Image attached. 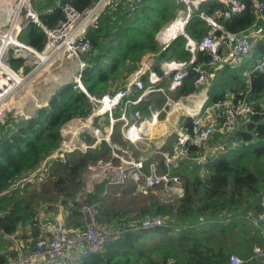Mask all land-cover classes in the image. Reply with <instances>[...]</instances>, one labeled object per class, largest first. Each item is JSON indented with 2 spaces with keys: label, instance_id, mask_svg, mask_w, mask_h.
<instances>
[{
  "label": "trees",
  "instance_id": "trees-1",
  "mask_svg": "<svg viewBox=\"0 0 264 264\" xmlns=\"http://www.w3.org/2000/svg\"><path fill=\"white\" fill-rule=\"evenodd\" d=\"M243 1L246 8L241 14L229 19L217 17L231 32H241L257 22L250 2ZM94 2L32 0V5L41 25L53 28L62 19L61 5L68 3L81 12ZM182 7L176 0H143L133 12L121 3L116 10L101 13L97 25L87 31L90 50L81 58L87 63L79 72L86 92L96 96L112 92L111 88H117L147 56L153 59L150 70L157 72L163 62L188 61L185 38L178 37L164 50L155 39L161 27ZM200 9L206 15H213L222 13L225 5L210 0ZM207 29L206 22L194 15L185 32L191 39L200 41ZM19 39L38 51L46 40L41 27L34 23L20 33ZM262 54L264 39L252 44L238 66L209 69L215 79L208 82L206 105L230 96L234 104L246 100L251 113L235 128L234 144L221 143L217 133L213 135L212 143L218 144L213 161L200 163L196 160L199 149L191 148L195 154L181 162L175 171L183 181L184 192L173 203H162L158 193L149 191L139 198L133 197L124 207L108 210L102 206L107 189L104 184H99L94 193L86 194L81 175L87 164L101 156L108 157L105 144L85 153L75 151L63 162L54 163L47 187L42 185L37 190L34 188L37 183H26L8 190L58 146L59 131L65 122L89 113V99L76 82L57 87L48 104L37 109L32 117L7 120L0 129V264H10L15 255L2 236L37 239L41 222L36 217L42 206L47 212L54 211L55 207L49 204L54 196L63 205L66 216L62 222L67 229L76 231L84 227L81 204L85 202L89 206L98 204V213L94 215L97 226L121 230L101 251L81 258L76 264H230L231 255L237 256L242 261L240 264H255L250 259L252 248L260 244L262 235L244 216L250 209L262 213L259 202L264 196V69H254L256 59ZM207 60L204 53L196 54L182 85L170 94L174 100L198 92L194 86L195 69L205 66ZM10 65L19 69L22 61L10 59ZM166 86L167 82H163L162 87ZM155 96L161 98L159 94ZM156 102L160 103L158 99ZM141 110L145 112V106ZM183 120L189 127L190 119ZM125 191L123 195L130 194L129 190ZM155 218L162 221V226L134 230L143 219ZM261 224L264 229V222ZM152 235L158 240L149 245L147 239Z\"/></svg>",
  "mask_w": 264,
  "mask_h": 264
},
{
  "label": "built area",
  "instance_id": "built-area-1",
  "mask_svg": "<svg viewBox=\"0 0 264 264\" xmlns=\"http://www.w3.org/2000/svg\"><path fill=\"white\" fill-rule=\"evenodd\" d=\"M142 1L95 0L91 7L81 12L65 3L60 6L61 21L57 26L48 28L41 25L32 0H0V9L10 8L8 27L4 24L0 31V129L9 119H28L33 114L31 108L21 109L25 98L21 91L28 78L41 70L34 71L35 69L47 66L59 53L69 58L88 53L90 42L87 31L89 27L97 25L101 13L106 10L114 11L121 3L126 4L129 12H133ZM176 1L183 7L155 37L162 50L178 37L185 38L189 60L163 62L157 72L150 70L148 60L151 56L146 57L140 67L118 88L101 96L88 94L80 82L78 73L75 82L89 99V113L83 118H72L62 125L58 146L41 161L35 171L23 176L22 181L34 178L33 182H43L50 177L54 162H63L70 153H85L99 143L106 142L108 157L87 164L83 171L85 193H93L91 191H94L93 186L96 184L117 186L130 182L133 189L141 191V194L161 189L167 196L166 199L173 201L172 198H181L184 192L181 177L174 169L184 160L192 158L195 154L191 151L192 147L199 149L196 160L205 164L208 159L210 162L214 160L216 145H209L213 134L217 133L219 139L234 144L232 135L236 122L251 113V106L246 100L234 104L231 97H224L206 105L205 94L199 97L190 94L187 99L191 106L185 107L183 104L179 105L180 101L173 100L170 94L182 85L183 79L188 75L187 67L195 62L198 52L208 57L205 66L195 69L197 75L194 86L198 90L206 83L209 69L238 66L247 56L252 44L264 39V1L248 0L257 22L238 33L227 30L217 21V17L221 15L229 19L241 14L246 8L243 0H219L224 3L225 10L213 15H206L200 9L203 3L210 0ZM194 15L202 18L208 26L200 41L191 39L185 32L186 25ZM33 23L41 27L46 38L41 51L19 39L20 33ZM10 59L21 60L22 66L14 69L10 65ZM84 62L78 59L80 71L87 66ZM26 67H29L28 71H24ZM254 69H264V54L255 61ZM163 82H167L166 87H162ZM154 94L162 96V106L152 118H141L138 106L143 102L147 103L149 97ZM147 109H151L150 105ZM176 110L181 112L183 119H190L189 127L182 119L173 127L174 137L171 144L167 142V136L170 134L155 140L152 151L156 157L152 156L153 159L135 157L131 147L138 140L153 138V128L158 123L157 116L162 113L169 116ZM118 125L121 146L110 141ZM17 183H20V179L11 188ZM260 205L264 208V197L261 198ZM81 211L87 215L89 224L86 223L84 215V227L76 231L67 229L62 221H54L41 223V234L34 242L31 239L22 240L13 235L7 236L10 248L15 252L10 264H76L81 258L101 251L107 242L121 233L118 227L97 226L91 208L84 203ZM244 218L258 226L262 221V213L257 214L255 210L250 209ZM36 220L40 222V216ZM162 224L159 218L143 219L134 230ZM259 230L262 240L253 247L252 260L255 264H264V229L259 227ZM229 263L240 264V260L231 256Z\"/></svg>",
  "mask_w": 264,
  "mask_h": 264
},
{
  "label": "rangeland",
  "instance_id": "rangeland-1",
  "mask_svg": "<svg viewBox=\"0 0 264 264\" xmlns=\"http://www.w3.org/2000/svg\"><path fill=\"white\" fill-rule=\"evenodd\" d=\"M9 10L10 8L9 7H6V8H1L0 10V14H1V18H0V31H2V29L4 28V24H6V28L8 27L7 25V19L9 17ZM180 11V8H178L176 11H175V15L176 13ZM174 15V17H175ZM173 17V18H174ZM169 23V22H168ZM165 25H163L161 27L160 30H162L164 28ZM90 28V27H89ZM88 28V30H89ZM156 39V38H155ZM87 54V53H85ZM85 54H79L78 57H72V58H69V57H64L62 56V53H59L55 59L51 60V63H48L47 66L43 67V68H37L35 69L34 71L38 70V69H41V70H38L37 72H33V76L32 77H29L27 82L25 83V85L23 86L22 88V91H21V94H23L25 96L24 98V101L23 103L21 104V109H25V108H31L33 110V114L31 115V117L35 114L36 110L39 109L40 107L42 106H45L48 104V100L50 98L51 95H53L57 89V87L59 88V86H62L63 84H66V83H74L75 82V78L77 77L78 75V70L80 71L78 65V59H81ZM86 56V55H85ZM144 60V59H143ZM142 60V61H143ZM153 59H149L148 61H152ZM257 60V59H256ZM82 61L84 62L85 60L82 59ZM85 63V62H84ZM32 66V65H31ZM30 66V67H31ZM85 67V66H84ZM29 70V69H28ZM213 78V80L215 79V76H211V74L209 73V76L207 78V81L206 83L201 86V89L198 90V92L194 93L193 95H195L196 97H199L200 95H203L205 94L206 95V102H207V98H208V95H207V91H208V82L210 83L211 79ZM218 80V79H217ZM122 83H120L117 88L121 85ZM41 87V89L39 88ZM228 94V93H227ZM160 95V94H159ZM161 96V95H160ZM189 96V95H188ZM172 99V95L170 96ZM225 97H230V96H225ZM160 98V97H159ZM162 98V96H161ZM161 98H160V101H161ZM226 99H229V98H226ZM163 100V99H162ZM174 100V99H173ZM175 101H180L178 102L180 106H182V104L185 106V107H188V106H191V102L188 101L187 99V96L184 98V99H178V100H175ZM214 102V101H213ZM212 103V102H211ZM210 103V104H211ZM206 104V103H205ZM147 113L150 114V111L149 109H146ZM153 114V113H152ZM162 114L158 115L157 116V119H158V122L160 117H161ZM142 116L143 118H146L148 119V117L145 116V112H142ZM164 116H166L164 114ZM165 118V117H164ZM179 120L177 122H179L182 118V114L181 112L179 113ZM244 119V118H243ZM238 120L235 124V128L240 124V122L243 120ZM21 120V119H19ZM158 124V123H157ZM2 127H5V126H2ZM174 129L172 131H170L169 133L167 134H170L169 136H167V142L170 143L174 137ZM167 134H164L167 135ZM117 136H120V132H119V125L118 127L115 129L114 133L111 135L110 137V141L112 144H117L121 146V143L122 140L120 138H118ZM121 137V136H120ZM101 144H105L106 147H107V143L106 142H101L99 143L97 146L101 145ZM142 142H139L137 144V148L139 151H141L142 149V146H141ZM209 145H211V139L209 141ZM96 146V147H97ZM95 147V148H96ZM108 149V148H107ZM131 149L133 150L134 152V148L131 147ZM217 149V148H216ZM138 153V152H136ZM142 153V152H141ZM107 155H108V152H107ZM140 155V154H139ZM152 157V155H151ZM102 160H105L103 156L100 157ZM142 159H145V160H151L149 157H144L142 156L141 157ZM98 160V159H97ZM41 163V162H40ZM56 163V162H54ZM53 163V164H54ZM53 166V165H52ZM39 167V165L33 169V171H35L37 168ZM177 169H174V171H176ZM32 172V171H31ZM83 174V173H82ZM23 178V177H22ZM35 179L34 178H31L29 179L28 181H22L20 179V183H17L16 186H14V188H11V186H13L15 183L11 184L9 187H8V190H13L15 188H19L21 187L22 185L26 184V183H37V185L34 186L35 189H39L41 188L42 185H45L46 187L49 186V178H46L43 182H33ZM182 180V179H181ZM80 181H81V184L83 186V190L86 188L84 182H83V179H82V175H81V178H80ZM183 183V181H182ZM99 184H96L95 187L93 186L94 188V191L96 189V187L98 186ZM104 186L107 188L105 190V192L103 193L104 194V199H103V202H102V206L104 205V207H106V209L108 210H111V209H118V208H121V207H124L126 205H128L133 199V197H136V198H139L141 197V194L139 190H134L133 189V185L130 184V182H126V184L124 185H117V186H108V185H105ZM124 190V191H123ZM125 190H129V195H123L122 192H127ZM161 190V189H160ZM85 191V190H84ZM93 189L91 192H93ZM149 192V191H148ZM160 195V198L161 200H164V202L162 203H173L176 201V198H172L173 201H168L166 199V195L164 194V192L159 191V192H156ZM87 194V193H86ZM92 194V193H91ZM264 197V196H263ZM60 198V197H59ZM159 198V199H160ZM54 201L53 202H49L50 205L54 206V211H50L49 213L53 214V216H56V215H59L62 211H64V208H63V205L61 204V202L54 196L53 197ZM261 200V199H260ZM60 203V204H59ZM86 206L90 207L91 208V211H92V214H93V217L94 215L96 216V214L98 213V204L95 203V204H92V205H87L85 202H83ZM83 203L81 204V207L83 206ZM259 205H260V202H259ZM261 206V205H260ZM262 207V206H261ZM45 206H42V208H40V212L38 214V216H40L41 218V215L43 214V212H46V208ZM254 211V210H253ZM60 212V213H59ZM84 214V213H83ZM85 216H87L86 214H84ZM37 216V217H38ZM84 216V217H85ZM36 217V218H37ZM57 218V217H56ZM63 221V219H62ZM42 223V221H40ZM264 222V208L262 207V221L261 223ZM63 224V222H61ZM258 224V226H255V224L253 225L255 228H257L259 230V227L260 228H263L262 227V224ZM260 231V230H259ZM261 233V231H260ZM262 235V234H261ZM158 238L156 237V235H152L150 236L148 239H147V242L149 245H154L156 242H157ZM35 240H33L34 242ZM155 242V243H153ZM255 246V245H254ZM253 246V247H254ZM253 249V248H252ZM231 256H235V255H231ZM230 256V257H231ZM237 257V256H236ZM238 258V257H237ZM239 259V258H238ZM252 259V255H251V258ZM240 260V259H239ZM242 261L240 260V263Z\"/></svg>",
  "mask_w": 264,
  "mask_h": 264
},
{
  "label": "crops",
  "instance_id": "crops-1",
  "mask_svg": "<svg viewBox=\"0 0 264 264\" xmlns=\"http://www.w3.org/2000/svg\"><path fill=\"white\" fill-rule=\"evenodd\" d=\"M122 4H124V3H122ZM124 5H126V4H124ZM149 56H147V58H148ZM149 59H152V58H149ZM151 62V61H150ZM80 71L78 70V73H79ZM125 81V80H124ZM123 81V82H124ZM122 82V83H123ZM40 89H41V87H39ZM116 88H111V91H113V90H115ZM110 92V91H109ZM156 94H154V95H152V96H150L149 97V100H148V102L147 103H141V105L140 106H138L139 107V109H140V112H141V118H143V116H142V112H143V110H141V107L142 106H145V108L147 109V106H149L150 105V107H151V109L149 110L150 111V114L151 115H149V113H147V111H145V116L146 117H148V118H152V116H153V114L155 113V112H157V111H159V109H160V107L162 106V102H163V100H162V98H161V101H160V99H159V96H155ZM159 100L160 101V103H157L156 102V100ZM154 103H156V104H154ZM153 113V114H152ZM173 116V117H172ZM165 117V118H164ZM172 118V119H171ZM180 118H179V112L176 110L175 112H173L171 115H169V116H164V114L162 113V115H161V117H160V119H159V121L160 122H158V124H156V126L153 128V138L152 139H141V140H138L136 143H135V145L133 146V148L135 149L134 150V156L135 157H139V158H141L142 156H144V157H149L150 159H153L152 157H151V155L152 156H154V154H153V151H152V144L154 143V141L155 140H157V139H159L162 135H164V134H167V133H169L170 131H172L173 130V127L175 126V124H177V121L179 120ZM183 118H181V120H182ZM180 120V121H181ZM214 135V134H213ZM213 135L211 136V146H217L218 144H216V143H212V137H213ZM118 138H120V136H117ZM216 137L218 138V141L219 142H221V143H224V139H219V137L217 136V134H216ZM121 139V138H120ZM139 142H142V144H141V146H142V149H141V151H139L138 150V148H137V144L139 143ZM168 144H171V143H168ZM136 152H138V153H136ZM142 152V153H141ZM140 154V155H139ZM154 157H156V156H154ZM155 159H157V158H155ZM187 160H189V159H187ZM186 160V161H187ZM185 161V160H184ZM159 191H161L160 189H158V190H155V191H153L154 193H156V192H159ZM127 195H129V194H127ZM60 213V212H59ZM65 216H66V213L65 212H61L59 215H56V216H53V214H51V213H49V212H43V214L41 215V220L40 221H42V223H52V222H54V221H62V219H64L65 218ZM57 217V218H56ZM2 239L4 240H6L7 242H8V238L6 237V236H2Z\"/></svg>",
  "mask_w": 264,
  "mask_h": 264
},
{
  "label": "water",
  "instance_id": "water-1",
  "mask_svg": "<svg viewBox=\"0 0 264 264\" xmlns=\"http://www.w3.org/2000/svg\"><path fill=\"white\" fill-rule=\"evenodd\" d=\"M85 219H86V223L89 224V219L87 216L85 217Z\"/></svg>",
  "mask_w": 264,
  "mask_h": 264
},
{
  "label": "bare ground",
  "instance_id": "bare-ground-1",
  "mask_svg": "<svg viewBox=\"0 0 264 264\" xmlns=\"http://www.w3.org/2000/svg\"><path fill=\"white\" fill-rule=\"evenodd\" d=\"M1 10V9H0ZM10 11V10H9ZM0 18H1V15H0ZM173 117V116H172ZM172 119V118H171Z\"/></svg>",
  "mask_w": 264,
  "mask_h": 264
}]
</instances>
